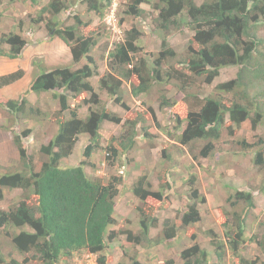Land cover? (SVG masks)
Instances as JSON below:
<instances>
[{"label": "trees", "instance_id": "trees-1", "mask_svg": "<svg viewBox=\"0 0 264 264\" xmlns=\"http://www.w3.org/2000/svg\"><path fill=\"white\" fill-rule=\"evenodd\" d=\"M69 1H85L90 11L102 15L101 10L110 5L112 0H48L43 4L33 14V24L29 26L28 32L31 33L34 23L43 24L46 20L45 26L49 30L47 38L59 37L65 42L70 49L73 66L49 65L35 55L32 64L36 74L27 90L17 98L0 95V108L6 109L16 123L30 113H42L39 106L30 105V92L40 94L51 91L59 104L51 116V120L59 125L58 130L47 143L40 146V152L46 159L35 162L33 154L24 144L23 139L29 137L32 131L28 127L14 136L20 168L0 173V197L3 196L4 187L31 190L18 204L0 212V227L11 238L14 247L28 255L24 261L35 258V264H71L61 263V260L71 257L74 252L102 253L108 247L107 242L115 240L118 235H125L127 241L136 245L150 242L151 228L158 225V218L152 212H146L144 207L138 206L141 211L138 231L134 228H109L117 222L116 199L121 186L126 183V177L120 170L104 182L101 178H91L86 166H93V153L103 148L100 142L103 123L111 121L121 124L123 117L107 108L92 82L93 77L99 76L100 88L124 106L127 105L125 100L122 101L125 81L132 85L134 95L147 92L153 83L163 80L179 84L185 94V102L172 110L179 125H183L178 139L183 145L204 140L196 157L207 158L213 154L224 127L232 134L235 127H241L246 122L253 130L264 124V104L258 99V94H252L255 82L264 80V52L259 49L264 39L258 36L256 30L258 24L264 23V0H157L154 4L157 13L153 15L156 29L180 27L181 21H186L183 13L189 18L187 24L194 34L186 54L179 56L164 38L152 64L144 58L136 59V53L141 48L138 40L142 32L133 26L126 31L124 40L116 42L115 47L109 50L108 71L103 73L91 53L98 44L96 35L99 33L84 34L81 27L87 23L77 14H74L75 21L67 26L61 25L59 18L56 19L61 12L69 10ZM152 1L128 0L126 13L142 16L145 11L142 3ZM3 4V0H0V24L4 18ZM194 42L199 45L198 48H194ZM29 44L30 41L21 30L5 31L0 35V58H19ZM168 60L173 63L164 69V63ZM179 64L187 67L192 74L186 73ZM231 66L237 67L235 77L219 82L215 93H202L197 82L211 84L222 68ZM24 75L23 67L0 74V89ZM191 83L196 87L194 92L190 89ZM70 98L75 105H71ZM162 103L170 104V101L166 99ZM83 106L88 107L85 118L80 116ZM137 125L138 122L132 121L131 127H127L124 137L121 136L119 140L115 135L108 138L106 155L110 165H114L123 152L138 145V134L135 132L138 130ZM141 131L144 137L152 136L153 133L152 127L148 126H143ZM81 134L89 136L83 146L84 158L75 165L62 166L61 160L73 153ZM237 143L244 149H255V161L264 164V134L257 141L248 142L242 138ZM162 158H171L166 149L163 150ZM165 170L170 171V167ZM164 172L161 176H164ZM197 178L198 175L192 172L188 179L194 185ZM168 182L156 190L152 188L147 174H142L132 182L130 189L142 201L148 197L164 200L165 188L172 186L169 179ZM192 188L188 193L190 203L187 210L164 221L163 235H158L156 242L163 238H174L179 229L201 220L199 203L205 201V196H201L197 187ZM235 190L228 196L234 207L232 225L236 229L234 233L230 230V247L238 257L239 264H264L258 257H245L239 252V244L246 240V215L256 211V189L239 187ZM224 223L227 225V222ZM9 225L20 230L10 232ZM254 240L264 253V234H256ZM181 258L183 264H212L208 251L198 243L184 248ZM0 261H4L1 255ZM98 261L106 264L105 254H100ZM118 264L146 263L132 256L128 262ZM165 264H174V260L169 259Z\"/></svg>", "mask_w": 264, "mask_h": 264}, {"label": "rangeland", "instance_id": "rangeland-1", "mask_svg": "<svg viewBox=\"0 0 264 264\" xmlns=\"http://www.w3.org/2000/svg\"><path fill=\"white\" fill-rule=\"evenodd\" d=\"M127 1L112 0L110 5L101 10L102 15L99 12L90 11L85 1H69L70 13L69 10L63 11L56 19L59 18L61 25L67 26L75 21L74 14H77L84 23H87L81 27L84 34L99 33L96 35L98 44L91 53L96 58L101 73L108 71L109 50L115 47L116 42L124 40L126 31L133 26L138 27L142 32L138 40L141 48L136 53V59L137 57L144 58L149 64H152L164 38L168 45L178 52L179 56L186 54L194 31L187 24L189 18L185 13L183 15L186 21L182 20L180 27H171L168 30L156 29L153 15L157 13L154 8L157 0L142 3L141 6L145 10L142 16L126 13ZM3 2L4 18L0 24V35L9 30H21L30 41L31 46H37L39 53L36 56L43 58L47 64L73 66L71 52L65 42L59 37L47 38L49 30L45 26L46 20L43 24L34 23L31 33L28 32L29 26L33 24L31 23L33 14L40 10L48 0H36V2L33 0H17L15 2L3 0ZM256 30L258 36L264 39L263 22L258 24ZM193 46L194 48L199 47L196 42L193 43ZM259 49L264 52L263 42ZM24 63L27 64L25 61ZM171 63L173 61H166L164 69L171 66ZM26 66L28 71L19 84L22 87L14 93L16 98L27 90L30 80L36 74L31 63ZM179 66L186 73L192 74L187 67L181 64ZM236 72V66L224 67L211 84L197 82V86H201V91L205 95L213 91L215 93L216 85L221 81L235 77ZM92 82L101 98L104 99V103L107 104V108L117 111L123 117L121 124L111 121L103 123L100 129V142L103 148L93 153L91 159L93 166L90 164L86 166V171L91 178H101L104 182H107L112 174L118 173L120 170L126 177V183L121 186V192L116 199L117 222L109 228H134L138 231L141 217L138 206L144 207L146 212H152L158 218V225L151 228L150 242L136 245L127 241L125 235H118L115 240L107 242L108 247L102 253L74 252L71 257L63 258L61 263L101 264L98 261V256L105 254L106 264L128 262L132 256L138 257L146 264H165L169 259H173L174 264H183L181 251L198 243L208 251L212 264H239L238 257L230 247L229 233L230 230L232 233L236 232V229L232 225L234 223L232 213L234 207L228 200V196L236 191L235 188L239 187L246 190H249L250 187L255 188L257 205L256 211L253 210L246 215V240L239 244V252L245 257H258L264 261V253L257 241L254 240L256 234L259 236L264 234V191L262 192L264 164L261 165L255 161V149H244L237 143V140L242 138L248 142L257 141L259 136L264 134V124H260L257 129L253 130L246 122L241 127H235L232 134H229L224 127V133L217 142L213 154L207 158L196 157L195 155L199 153L204 140L183 145L178 139L183 125H179L172 110H176L185 102V94L179 84L163 80L153 83L147 92L134 95L131 91L132 85L125 81L122 88V101L125 100L127 105L124 106L100 88L99 76L93 77ZM195 88V85L191 83V91L194 92ZM6 93L10 95L11 92ZM252 94H258V99L264 104V80L255 82ZM5 97L14 98L7 95ZM28 98L31 106L41 108V114L30 113L16 123L11 119V114L6 109L0 108V173L20 168L19 153L14 142L15 135L20 134L28 127L32 128L29 137L23 140L33 154L35 162H40L46 159V156L40 152V146L47 143L58 130L59 125L51 120L54 111L59 107L58 100L53 97V92L40 94L30 92ZM166 99L170 101V104L162 103ZM70 103L75 105L72 98H70ZM179 112L183 114L180 110ZM87 114L88 107H81L80 116L85 118ZM134 120L136 123L138 122V130L135 131L138 134L136 138L138 145L136 144L134 149L126 153L123 152L121 158H118L114 165H110L106 155L108 138L111 135L118 137V140L121 139V136L124 137L127 127H131V122ZM143 126L152 127V136H143L141 131ZM88 140L87 134H81L73 153L69 157L63 158L61 165H75L82 160L84 158L83 146ZM262 147L264 149V145ZM164 149L170 153V159L162 158ZM167 167H170V171L165 170ZM163 172L164 176H161ZM192 172L198 175L194 185L188 179ZM142 174H147L152 188L156 190L169 183L168 179L172 182V186L168 185L169 187L164 190L166 196L164 200L148 197L146 201H142L132 193L130 185ZM192 187H197L201 196H205V201L199 203L201 220L185 229H179L178 235L174 238H163L160 242H156L158 235H163L164 221L168 218L173 219L187 210L190 203L188 193L193 189ZM30 191L22 188L4 187L3 196L0 197V212L18 204ZM224 222H227V225ZM8 230L14 232L19 231L20 228L15 229L9 225ZM0 255L4 257V261H0V264H35V258L30 257L28 262L24 261L25 256L28 255L22 254L14 247L11 238L1 227ZM29 255L32 256L31 253Z\"/></svg>", "mask_w": 264, "mask_h": 264}, {"label": "crops", "instance_id": "crops-1", "mask_svg": "<svg viewBox=\"0 0 264 264\" xmlns=\"http://www.w3.org/2000/svg\"><path fill=\"white\" fill-rule=\"evenodd\" d=\"M38 53H39V50L37 49V46L36 47L34 45L31 46V43H30L28 45V47L24 49L23 55L21 57L15 58V59L0 58V74L13 71V70L17 69L19 66H22L25 69V73H27L28 70H27L26 65L28 63H31V65L33 67L32 59ZM24 61L27 62V64L24 63ZM25 75H24V77H25ZM24 77H22L20 80L14 82L12 84H9L7 86L2 87L0 89V92L3 94V96L7 95L10 97L16 98V95L14 93L17 89L22 87L19 84L23 81ZM31 80H30V82H31ZM6 92H9V93L11 92V93H10V95H8Z\"/></svg>", "mask_w": 264, "mask_h": 264}]
</instances>
